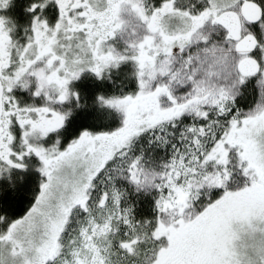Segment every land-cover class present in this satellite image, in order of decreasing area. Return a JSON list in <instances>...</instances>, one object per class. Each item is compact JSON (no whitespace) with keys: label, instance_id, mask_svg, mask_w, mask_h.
<instances>
[{"label":"snow or ice","instance_id":"6c2138e0","mask_svg":"<svg viewBox=\"0 0 264 264\" xmlns=\"http://www.w3.org/2000/svg\"><path fill=\"white\" fill-rule=\"evenodd\" d=\"M0 264H264V0H0Z\"/></svg>","mask_w":264,"mask_h":264},{"label":"trees","instance_id":"16d2710c","mask_svg":"<svg viewBox=\"0 0 264 264\" xmlns=\"http://www.w3.org/2000/svg\"><path fill=\"white\" fill-rule=\"evenodd\" d=\"M27 199H30V196H26V198H24L21 203L17 206L16 208V211L17 212H21L23 211L24 207L27 206V203H28V200Z\"/></svg>","mask_w":264,"mask_h":264}]
</instances>
